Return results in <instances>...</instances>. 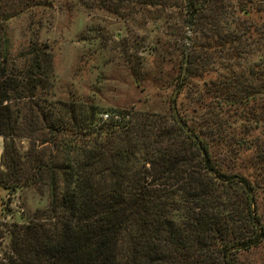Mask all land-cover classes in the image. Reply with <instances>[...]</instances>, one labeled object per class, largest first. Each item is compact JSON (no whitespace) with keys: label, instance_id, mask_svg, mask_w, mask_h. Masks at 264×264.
Segmentation results:
<instances>
[{"label":"trees","instance_id":"trees-1","mask_svg":"<svg viewBox=\"0 0 264 264\" xmlns=\"http://www.w3.org/2000/svg\"><path fill=\"white\" fill-rule=\"evenodd\" d=\"M91 1L78 0L124 18L133 7L142 19L178 8L196 35L175 79L177 113L191 133L172 107L120 109L103 121L92 103L41 98L36 83L9 73L0 28V187L38 184L49 196L42 221L12 226L0 264H241L240 255L264 246V21L250 9L257 0ZM41 53L28 76L47 68ZM17 138L31 142L26 151ZM243 151L251 153L247 175L237 169Z\"/></svg>","mask_w":264,"mask_h":264},{"label":"rangeland","instance_id":"rangeland-1","mask_svg":"<svg viewBox=\"0 0 264 264\" xmlns=\"http://www.w3.org/2000/svg\"><path fill=\"white\" fill-rule=\"evenodd\" d=\"M47 1L52 8L40 6ZM97 6L96 2L86 7L78 0H0V28L9 41V73L20 83H36L41 98L92 103L101 113L133 107L170 111L180 59L185 48L192 49L196 36L184 27L181 12L171 7L161 18L142 19L133 7L131 16L124 18L122 11L115 16ZM250 9L253 19L264 21V0H257ZM38 49L42 51L40 63L47 68L28 76L26 69ZM255 59L249 57V61ZM30 143L16 139L21 152ZM3 145L0 135V160ZM250 157L249 151H243L237 162V169L246 175ZM48 203V191L42 185L14 192L0 187V255L10 248L12 226L42 221ZM258 203L264 222V189ZM238 260L241 264H264V246Z\"/></svg>","mask_w":264,"mask_h":264},{"label":"water","instance_id":"water-1","mask_svg":"<svg viewBox=\"0 0 264 264\" xmlns=\"http://www.w3.org/2000/svg\"><path fill=\"white\" fill-rule=\"evenodd\" d=\"M40 6L47 7V8H52L53 7V4L51 2H49V1H47V2L40 3ZM187 62H188V53H187V51H185L184 64H183V69H182V73H181V79L185 75ZM176 94H177V90L174 92L173 99H172V103H171V105H172L171 107H172L173 113H174L175 117L180 121V123L182 124V126L185 128V130L188 133H191V130L189 129V127L185 123H183V121L180 120L179 115L177 113L176 102H175V96H176ZM194 139H196L195 136H194ZM2 168H4V166H2Z\"/></svg>","mask_w":264,"mask_h":264},{"label":"built area","instance_id":"built-area-1","mask_svg":"<svg viewBox=\"0 0 264 264\" xmlns=\"http://www.w3.org/2000/svg\"><path fill=\"white\" fill-rule=\"evenodd\" d=\"M112 114L111 113H107V112H103V113H101L100 114V118H101V120H108L109 118H110V116H111Z\"/></svg>","mask_w":264,"mask_h":264}]
</instances>
